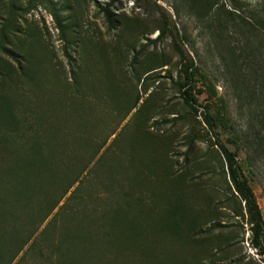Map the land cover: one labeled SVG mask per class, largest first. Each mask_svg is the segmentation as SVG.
<instances>
[{
    "label": "rangeland",
    "instance_id": "1",
    "mask_svg": "<svg viewBox=\"0 0 264 264\" xmlns=\"http://www.w3.org/2000/svg\"><path fill=\"white\" fill-rule=\"evenodd\" d=\"M214 4L0 0V264H264L216 146L264 227V34Z\"/></svg>",
    "mask_w": 264,
    "mask_h": 264
},
{
    "label": "trees",
    "instance_id": "2",
    "mask_svg": "<svg viewBox=\"0 0 264 264\" xmlns=\"http://www.w3.org/2000/svg\"><path fill=\"white\" fill-rule=\"evenodd\" d=\"M220 0H214L215 4ZM226 4L227 8L221 4V13L227 21H233L237 19L241 21L246 27L260 31L264 34V4L257 11H252L248 17L239 15L244 3L240 0H221ZM214 4V5H215ZM251 22V23H248ZM181 69L182 82L179 86V96L184 105L189 108H193V104L196 102L193 97L192 91L194 89L195 79L199 73L197 68L194 67L191 62ZM206 126H211V118L205 116L203 118ZM221 124L224 126V118H219ZM219 153L221 154L224 164L227 178L231 184L232 190L238 197L243 205L247 221L250 225V245L257 250L260 255H264V227L261 222L258 208L255 204L250 189L246 186L245 182L239 177L237 166L235 163L236 151H228L221 144H216Z\"/></svg>",
    "mask_w": 264,
    "mask_h": 264
}]
</instances>
